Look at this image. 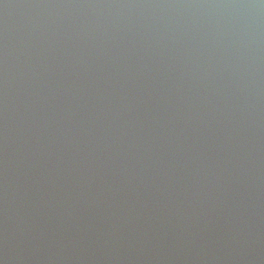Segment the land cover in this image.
<instances>
[{
  "label": "water",
  "instance_id": "95a60500",
  "mask_svg": "<svg viewBox=\"0 0 264 264\" xmlns=\"http://www.w3.org/2000/svg\"><path fill=\"white\" fill-rule=\"evenodd\" d=\"M0 264H264V0H0Z\"/></svg>",
  "mask_w": 264,
  "mask_h": 264
}]
</instances>
